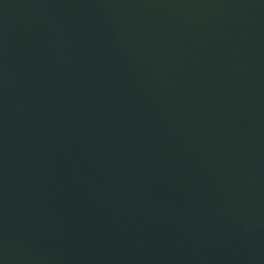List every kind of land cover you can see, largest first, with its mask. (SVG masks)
I'll return each mask as SVG.
<instances>
[{"label":"water","instance_id":"1","mask_svg":"<svg viewBox=\"0 0 264 264\" xmlns=\"http://www.w3.org/2000/svg\"><path fill=\"white\" fill-rule=\"evenodd\" d=\"M0 264H264V0H0Z\"/></svg>","mask_w":264,"mask_h":264}]
</instances>
